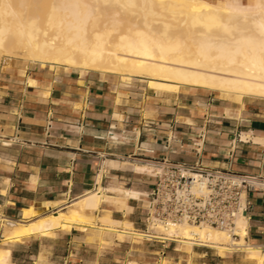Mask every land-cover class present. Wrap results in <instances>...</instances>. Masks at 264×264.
Here are the masks:
<instances>
[{
  "label": "crops",
  "instance_id": "crops-1",
  "mask_svg": "<svg viewBox=\"0 0 264 264\" xmlns=\"http://www.w3.org/2000/svg\"><path fill=\"white\" fill-rule=\"evenodd\" d=\"M240 102L200 87L159 90L136 77L122 83L112 73L11 60L0 69V245L9 246L17 264H244L238 252L192 255L175 247L184 257L162 240L134 242L99 221L1 243L5 218L20 219L29 206L56 209L93 189L99 172L107 196H115L108 188L129 190L125 210L113 201H101L100 210L140 230L153 178L123 162L198 160L264 176V98ZM201 133L197 156L190 141ZM246 199L245 241L264 249V190Z\"/></svg>",
  "mask_w": 264,
  "mask_h": 264
},
{
  "label": "bare ground",
  "instance_id": "bare-ground-1",
  "mask_svg": "<svg viewBox=\"0 0 264 264\" xmlns=\"http://www.w3.org/2000/svg\"><path fill=\"white\" fill-rule=\"evenodd\" d=\"M142 1L166 4L173 22L161 21L156 29L146 21L144 25L129 21L113 40L109 35L122 23L123 10L111 0H0V57L119 74L125 80L136 77L159 90L179 91L181 86H190L215 90L239 102L243 97L264 98V0ZM170 27L176 30L170 32ZM120 165L145 173L153 169L149 163ZM103 189L99 172L93 189L55 211L42 213L29 206L22 210L20 219L4 217L7 229L2 243L52 235L57 228L94 226L99 221L100 228L121 236L178 242L186 254L192 253L193 245L213 247L220 253L242 249L254 264H264L262 247L245 241L246 215L235 218L232 231L237 237L224 228L188 221H151L147 230L138 231L130 222L114 220L108 210L99 208L101 201H113L125 210L129 190L108 188L115 195L110 197ZM0 264H17L10 259L9 246H0Z\"/></svg>",
  "mask_w": 264,
  "mask_h": 264
},
{
  "label": "built area",
  "instance_id": "built-area-1",
  "mask_svg": "<svg viewBox=\"0 0 264 264\" xmlns=\"http://www.w3.org/2000/svg\"><path fill=\"white\" fill-rule=\"evenodd\" d=\"M203 143V133L190 141L197 156ZM148 151L153 152L151 149ZM143 162H149L153 168L151 173H147L153 178V183L144 195L146 208L143 220L146 230L151 221L165 224L188 221L224 228L237 237L232 231L235 218L239 215L247 216L250 208L246 194L264 190L263 175L206 166L198 160L189 164L163 157L143 159ZM152 238L155 237L148 239Z\"/></svg>",
  "mask_w": 264,
  "mask_h": 264
},
{
  "label": "rangeland",
  "instance_id": "rangeland-1",
  "mask_svg": "<svg viewBox=\"0 0 264 264\" xmlns=\"http://www.w3.org/2000/svg\"><path fill=\"white\" fill-rule=\"evenodd\" d=\"M213 1H219L220 3H226V2H228V3H245L246 2V1L244 2L242 0H213ZM110 3L115 5V6L121 7L123 10V12L121 13L122 23H120L118 25L117 30H112L110 35H109V37H111V39H113V40L119 38L121 32H123L124 28L126 27V25L129 21H137V23L141 24V25H144L145 21H146V23L153 25L152 27H154L156 29H160L159 23L161 21L173 22V19L171 17V11H170L169 7H167L166 4H158L156 2H153L150 4L149 2H147V1L143 2L142 0H133V3L123 2L120 0H111ZM167 29L170 32H174L176 30L174 27H170ZM11 60H14V59L8 58L6 56H1L0 57V69L7 66L11 62ZM43 66H45V65H43ZM116 75L118 77L120 76L119 74H116ZM133 78H135V77H133ZM120 79H121L122 83H127V82L132 81V79L125 80V79H122L121 77H120ZM55 210L56 209H51L50 211H55ZM50 211H47V212H50ZM47 212H45V213H47ZM95 221H96V219H95ZM120 227H121V225H120ZM135 228L140 229L138 231L146 230V225H145L144 220H142V224L136 226ZM5 229H7L6 226H5ZM119 236L120 237H128V239H131L134 242L145 241V238H138L134 235H126V236L119 235ZM120 239H125V238H120ZM154 239L162 240L161 238H152L151 240H154ZM162 241H164L165 243L168 244V248H167L168 251H175L176 253H179L181 256L186 257V255H182L179 252V251H182L181 250L182 247L180 246L181 245L180 243L170 241V240H164V239ZM1 243H2V240H1ZM175 247L179 251L176 250ZM198 249L199 250L203 249V250H207L209 252H215V253L218 252L219 254H221L216 248H213V247L193 245L192 246V255L194 254V251L198 250ZM222 252H226V253L238 252L240 257L243 258L244 264H254L255 263L254 260L246 258L245 251H243L242 249L223 250ZM262 252L264 254L263 248H262ZM161 262L166 263L167 261L164 259V260H161Z\"/></svg>",
  "mask_w": 264,
  "mask_h": 264
}]
</instances>
